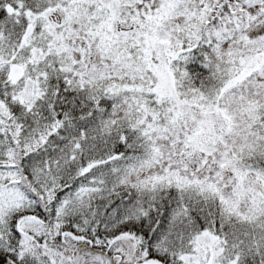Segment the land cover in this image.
<instances>
[{"label": "snow or ice", "instance_id": "obj_1", "mask_svg": "<svg viewBox=\"0 0 264 264\" xmlns=\"http://www.w3.org/2000/svg\"><path fill=\"white\" fill-rule=\"evenodd\" d=\"M0 264H264V0H0Z\"/></svg>", "mask_w": 264, "mask_h": 264}]
</instances>
